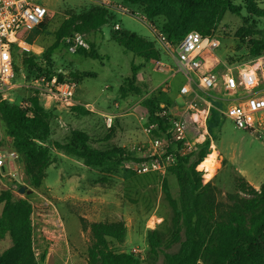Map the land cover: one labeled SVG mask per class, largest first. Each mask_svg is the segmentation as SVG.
Masks as SVG:
<instances>
[{"label":"rangeland","instance_id":"obj_1","mask_svg":"<svg viewBox=\"0 0 264 264\" xmlns=\"http://www.w3.org/2000/svg\"><path fill=\"white\" fill-rule=\"evenodd\" d=\"M40 1L46 3L48 13L42 24L26 35L24 46H31L34 51H13L17 53L13 55L17 67L14 84L17 87L9 92L7 102L26 108L30 107L27 98L37 95L43 106L42 88L56 79L57 84L74 80L75 103L54 102L44 107L49 114L50 133L47 141L37 144L48 149L50 164L41 183L36 186L25 174L18 154L12 170L0 173V192L11 190L15 197L31 203L36 264H46L50 256L53 264H86L91 236L83 224L99 221L124 222L127 229L124 241L111 243L115 252L132 253L140 264H163V254L176 252L179 248V243H171L173 211L163 184L176 203L179 188L175 177L167 170L139 173L134 166L140 160L149 159V154L161 156L166 153L173 158L188 155L193 162L203 148L206 158L216 152L211 170L201 169L203 160L195 170L215 186L216 201L226 204V197L237 192V178H243L255 188L264 180V111L258 114L253 131L237 129L224 116L223 110L228 101L247 92H229L220 83L213 90L200 94L195 110L186 113V102L191 98L177 96L184 79L181 74L173 73L174 63L170 57L161 55L158 61H147L124 51L113 41L116 26L119 30L153 40L150 25L160 27L166 14L149 20L142 12L148 4L146 2L128 5L122 0H108L115 8L111 9L113 20L84 36L85 50L94 51L96 59L70 53L62 41L46 59L42 53L54 44L55 32L63 21L95 3L92 0ZM229 1L239 11L233 14L227 10L220 17L219 14L215 16L211 33L217 39L218 47L205 56V70L219 75L228 69L250 66L256 57L264 55V49L256 55L250 51L251 44L264 37V0ZM73 72H87L89 75L78 82L73 79ZM260 89H264V84L255 91ZM145 102L154 103L155 115L162 118L161 126L149 119ZM87 105L92 111L86 109ZM74 106L87 113L75 111ZM192 113L193 119H190ZM110 114L115 117L108 127L104 116ZM182 115L188 120L190 149L174 141L171 135L172 122ZM153 123L156 125L148 132ZM0 131L3 148L9 151L13 148L12 139L5 133L1 122ZM74 131L86 135L92 148L103 152L120 150L121 153L115 155L111 165L87 166L82 159L66 155L53 145L54 142L69 143ZM153 140L162 141L157 151L150 146ZM118 160L121 163H117ZM128 171L134 174L128 175ZM20 188L24 189L23 192H19ZM149 230H156L161 236L162 246L157 254L149 251ZM10 243V238L4 237L0 241V252Z\"/></svg>","mask_w":264,"mask_h":264},{"label":"trees","instance_id":"obj_2","mask_svg":"<svg viewBox=\"0 0 264 264\" xmlns=\"http://www.w3.org/2000/svg\"><path fill=\"white\" fill-rule=\"evenodd\" d=\"M122 1L128 5L148 3L142 12L149 20L165 13L166 20L156 29L161 31L172 45H177L189 32L212 36L217 14L220 17L227 10L233 14L239 11L229 0ZM112 12L105 6L93 4L79 14L70 15L55 32L54 44L42 55L48 59L60 42L63 43V38L72 32L76 31L85 36L107 26L114 18ZM116 30L113 41L124 51L147 61H158L161 55L169 58L155 38L149 40L124 29ZM263 49L264 37L250 46L253 55ZM76 53L81 57L97 58L94 51H86L83 48L78 49ZM14 54L17 53L13 52ZM14 68L17 73L15 64ZM71 75L79 82L89 73L73 72ZM27 100L30 107L26 108L9 104L6 100L0 102V121L5 133L12 139V147L23 161L25 174L30 176L37 186L50 164L48 149L37 144L49 138V114L40 105L37 95L29 96ZM145 106L149 119L161 126L162 118L155 115L154 103L145 102ZM73 109L81 114L87 113L79 106H74ZM72 135V141L69 143L54 142L53 145L66 155L82 159L87 166L111 165L115 155L121 153L120 150L103 152L90 147L87 136L81 132L74 131ZM206 156L204 148L196 154L193 162L188 155H177L167 169V172L175 177L179 188V200L176 203L171 199L166 184H163L166 199L173 211L174 233L171 243H179V248L176 252L164 253L163 264H264V180L255 188L243 178H237V192L229 194L226 197L227 203L221 204L216 201L215 186L201 178L195 170L202 160L207 159ZM117 163L121 161L118 160ZM132 174L133 171H128V175ZM0 205V241L8 236L11 242L8 248L0 252V264H36L31 203L15 197L11 190H3L0 192ZM83 228L88 229L91 236L86 264H140L134 254L117 253L111 247L113 241H124L127 231L124 222H92L83 224ZM147 241L149 251L157 254L162 246L160 234L156 230H149Z\"/></svg>","mask_w":264,"mask_h":264},{"label":"built area","instance_id":"obj_3","mask_svg":"<svg viewBox=\"0 0 264 264\" xmlns=\"http://www.w3.org/2000/svg\"><path fill=\"white\" fill-rule=\"evenodd\" d=\"M92 2L112 10L115 9L108 0H92ZM45 4L40 0H0V102L7 101L9 92L17 87L14 84L16 72L13 50L18 48L26 52L34 51L31 46L28 48L24 46L26 35L45 20L48 13ZM153 32L157 43L174 63L172 71L185 77V82L178 88L177 96L191 98L186 102V113L195 110L200 94L213 90L222 83L226 91L234 93L243 90L247 92L245 95L228 101L223 110L224 116L230 119L237 129L247 132L254 130L258 114L264 111V89L255 91L264 84V55L256 57L254 64L250 66L228 69L223 75L207 70L201 72L202 54L213 53L218 47L215 36H203L198 32H189L177 45H172L161 31L153 28ZM63 44L70 53H76L80 48H87L84 35L76 31L64 37ZM75 89L76 85L71 80L63 84H57L56 79L51 80L50 84L42 88V95L45 99L43 107L50 106L54 102L72 105ZM85 107L92 111L91 106ZM114 117L113 114L104 116L108 127H111ZM190 119H193V113L190 114ZM187 124L188 120L183 115L173 121L171 135L174 141L181 142L184 147L190 149V143L187 141ZM155 125V123L151 124L147 131L150 132ZM2 143L3 136L0 131L1 174L12 170L14 161L18 159V153L14 148L6 151ZM161 145L160 140H153L150 144L155 151ZM148 157L149 159L140 160L134 166L137 172H165L174 162L173 156L166 153L161 156L149 154Z\"/></svg>","mask_w":264,"mask_h":264},{"label":"bare ground","instance_id":"obj_4","mask_svg":"<svg viewBox=\"0 0 264 264\" xmlns=\"http://www.w3.org/2000/svg\"><path fill=\"white\" fill-rule=\"evenodd\" d=\"M215 156H216V152H211L209 157L201 162V164H200L201 169L208 171L210 169V167L212 166V163L215 162L214 161Z\"/></svg>","mask_w":264,"mask_h":264},{"label":"crops","instance_id":"obj_5","mask_svg":"<svg viewBox=\"0 0 264 264\" xmlns=\"http://www.w3.org/2000/svg\"><path fill=\"white\" fill-rule=\"evenodd\" d=\"M207 54H210V52H205V53H203L202 54V61H203V67H202V69L200 70L201 72H205L206 70V66H207V59L205 58V56L207 55ZM212 54V53H211ZM217 59V58H216ZM214 68V67H213ZM213 68H210V69H213ZM174 73V72H173ZM175 74V73H174ZM180 74V73H179ZM182 75V74H181ZM182 77H183V79H184V82H185V77L182 75ZM178 91V90H177ZM75 103V101H74V99H73V104ZM211 168H212V166L210 167V169L209 170H211Z\"/></svg>","mask_w":264,"mask_h":264},{"label":"water","instance_id":"obj_6","mask_svg":"<svg viewBox=\"0 0 264 264\" xmlns=\"http://www.w3.org/2000/svg\"><path fill=\"white\" fill-rule=\"evenodd\" d=\"M23 188H20L19 189V192H23ZM46 264H53V261H52V258H51V256L48 258V260H47V263Z\"/></svg>","mask_w":264,"mask_h":264}]
</instances>
